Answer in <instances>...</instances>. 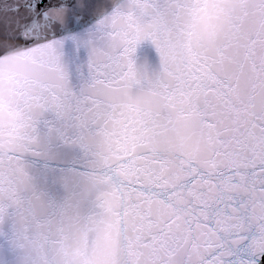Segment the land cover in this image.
I'll return each mask as SVG.
<instances>
[{
    "label": "snow or ice",
    "instance_id": "6c2138e0",
    "mask_svg": "<svg viewBox=\"0 0 264 264\" xmlns=\"http://www.w3.org/2000/svg\"><path fill=\"white\" fill-rule=\"evenodd\" d=\"M3 61L17 70L0 101L23 119L0 120L15 138L0 151V221L15 219L37 264H90L97 225L118 245L107 264H264V0H0ZM48 113L96 156L103 204L31 192Z\"/></svg>",
    "mask_w": 264,
    "mask_h": 264
},
{
    "label": "water",
    "instance_id": "95a60500",
    "mask_svg": "<svg viewBox=\"0 0 264 264\" xmlns=\"http://www.w3.org/2000/svg\"><path fill=\"white\" fill-rule=\"evenodd\" d=\"M149 52V63L152 71H159V58L151 51V45L145 43L142 46L141 54ZM98 160L93 152L86 148L78 139L76 130L73 128V148H72V205H78L86 210L90 206L91 198L100 204L108 199V194L103 191L93 193L90 181L91 174L96 170ZM72 249L76 250L83 247L81 239L72 230ZM111 251H118V245L110 240L108 233L103 226L97 225L95 230L90 233L88 244V258L90 264H107L108 255ZM79 264V259H77Z\"/></svg>",
    "mask_w": 264,
    "mask_h": 264
},
{
    "label": "clouds",
    "instance_id": "9594fccd",
    "mask_svg": "<svg viewBox=\"0 0 264 264\" xmlns=\"http://www.w3.org/2000/svg\"><path fill=\"white\" fill-rule=\"evenodd\" d=\"M14 65H2L0 66V71L7 73L9 70H14ZM126 99L128 102L139 105L141 107L147 108L154 106V100L151 97L146 96L144 93L140 91H132L128 90L126 92ZM0 119H4L5 121H10L12 124L19 125L22 123V114L21 112L14 106H11L6 99L0 101ZM168 119H176V113L168 112L165 115V120ZM14 136L11 134L9 130H5V132L0 135V151L8 152L11 150V147L14 143ZM178 203V202H177Z\"/></svg>",
    "mask_w": 264,
    "mask_h": 264
}]
</instances>
